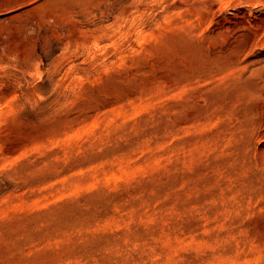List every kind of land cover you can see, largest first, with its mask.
Returning <instances> with one entry per match:
<instances>
[{
    "label": "rangeland",
    "instance_id": "374dc122",
    "mask_svg": "<svg viewBox=\"0 0 264 264\" xmlns=\"http://www.w3.org/2000/svg\"><path fill=\"white\" fill-rule=\"evenodd\" d=\"M104 1L0 0V264H264V0Z\"/></svg>",
    "mask_w": 264,
    "mask_h": 264
},
{
    "label": "bare ground",
    "instance_id": "6f19581e",
    "mask_svg": "<svg viewBox=\"0 0 264 264\" xmlns=\"http://www.w3.org/2000/svg\"><path fill=\"white\" fill-rule=\"evenodd\" d=\"M50 1H62V0H50ZM102 1H104V0H101V3H102ZM106 1H109L110 2V0H106ZM117 1H120V2H122L123 0H117ZM165 0H129V2H131V4L133 3V4H136V6H139L140 8V12L142 13V17H144L147 13H148V11H150L151 10V8H152V6L154 5V4H157V5H162L163 4V2H164ZM174 1V0H173ZM40 2H42V0H40ZM91 2V0H77V2L76 3H78V4H81V5H84V7L88 4L89 5V3ZM105 2V1H104ZM128 2V3H129ZM39 3V2H38ZM43 3V2H42ZM69 3H71V2H69ZM111 3V2H110ZM109 3V4H110ZM166 3V2H165ZM61 4H67V3H61ZM105 4V3H104ZM36 5V4H35ZM106 5V4H105ZM129 5V4H128ZM79 6V5H78ZM110 6V5H109ZM109 6H106L107 8L109 7ZM132 6V5H131ZM186 6H187V4H186ZM124 7H127V5L126 6H124ZM130 7V6H129ZM134 7V6H133ZM132 7V8H133ZM176 7H178V5L176 4V5H172V6H170L169 7V11H171V10H174V9H176ZM89 8V7H88ZM128 8V7H127ZM137 8V7H136ZM154 8V7H153ZM90 9V8H89ZM88 9V10H89ZM130 9V8H129ZM128 9V10H129ZM160 9V8H159ZM167 9V8H166ZM84 10V9H83ZM102 10V9H101ZM127 10V9H126ZM133 10V9H132ZM134 10H135V8H134ZM70 11V10H69ZM74 11V10H73ZM90 11H91V9H90ZM100 11V10H99ZM124 10L122 9V12H123ZM131 10H129V12H130ZM166 11V10H165ZM75 12V11H74ZM88 12V11H87ZM86 12V13H87ZM121 12V13H122ZM128 12V11H127ZM128 12V13H129ZM85 13V12H84ZM126 13V12H125ZM128 13H126L127 15H129L128 16V18H127V20L126 21H131V23H132V19H131V15L130 14H128ZM151 13V12H150ZM170 13V12H169ZM89 14V13H88ZM125 14V15H126ZM119 15H121V14H119ZM125 15H123V16H125ZM127 15H126V17H127ZM153 15V14H152ZM159 15V14H158ZM163 15H164V13H163ZM161 16V15H160ZM166 16V15H165ZM119 17V16H118ZM134 17V16H133ZM146 17V16H145ZM122 18V17H121ZM141 18V17H140ZM125 19V18H124ZM137 19V18H136ZM144 19H146V18H144ZM158 19V18H157ZM157 19H155V21L157 20ZM135 20V17L133 18V21ZM152 20V19H151ZM136 21V20H135ZM140 21H141V19H140ZM143 21V20H142ZM146 22V21H145ZM150 22V21H149ZM137 23V22H136ZM142 23V22H141ZM160 23V22H159ZM155 24V23H154ZM134 25H135V27L138 25V23H137V25L136 24H133V25H131V26H133V28H134ZM141 25H143V24H141ZM140 25V26H141ZM150 25V24H149ZM120 27V26H119ZM130 28H132V27H130ZM135 30V29H134ZM137 31V30H136ZM139 32H141V31H139ZM137 33V32H136ZM139 34V33H138ZM142 34V33H141ZM131 35V34H130ZM136 36H139V35H136ZM142 36V35H141ZM140 37V36H139ZM143 37H145V36H143ZM137 39H138V37H136ZM147 38V37H146ZM140 39V38H139ZM141 39H144L145 40V38H142L141 37Z\"/></svg>",
    "mask_w": 264,
    "mask_h": 264
}]
</instances>
